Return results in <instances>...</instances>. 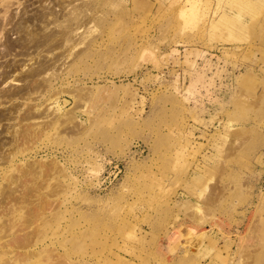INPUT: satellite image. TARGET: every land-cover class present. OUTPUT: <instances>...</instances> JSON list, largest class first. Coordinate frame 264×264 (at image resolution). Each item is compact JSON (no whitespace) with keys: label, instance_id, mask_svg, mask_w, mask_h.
<instances>
[{"label":"rangeland","instance_id":"obj_1","mask_svg":"<svg viewBox=\"0 0 264 264\" xmlns=\"http://www.w3.org/2000/svg\"><path fill=\"white\" fill-rule=\"evenodd\" d=\"M21 2L11 12L36 0ZM102 12L30 101L4 70L51 55L0 48V264H264V0H106ZM40 168L51 177L27 201L10 181Z\"/></svg>","mask_w":264,"mask_h":264},{"label":"bare ground","instance_id":"obj_2","mask_svg":"<svg viewBox=\"0 0 264 264\" xmlns=\"http://www.w3.org/2000/svg\"><path fill=\"white\" fill-rule=\"evenodd\" d=\"M135 1H136V3L138 2V0H135ZM12 2H13V0H12ZM105 3H106V0H101V2H98V0H78V1L77 0H46V1L45 0H43V1L36 0L35 3H33V2L28 3L27 7L24 6L25 7L24 11L23 12L21 11L20 13H18V11H19L18 8H20L24 4V3L21 2V0H18L16 3L13 2V4H11V1H5V0L2 1V0H0V7H1V9H0V48H2L1 47L2 45H4L3 48L5 47V49H6V52H5L6 55H7V53H12L13 51H16V49L18 48V49H21V50L26 51V52L27 51L28 52L32 51V53L30 52L31 55L33 53H35V54L37 53V57H38L37 59H39L41 54L46 51V52H48V54L51 55V59H52V60L51 59L47 60L46 59L47 57H46L45 59H42V60L38 61V67L37 68H35V69H30L29 68L27 70L29 72L26 71L24 74H23V71H22L23 69H22L21 72L18 73V75H15V72H17V70H19L18 67H16V68L14 67L12 69L9 68L10 69L9 72H8V70L7 71L4 70V72H6V73H4L5 76H4L3 82H5V83L7 81L9 83H14V82L17 83V81L18 82H20V81L27 82L28 84H27V86L25 88V90H26V92H27V94L29 96L28 98H26L27 101L31 100L32 91L35 90L34 84H35L36 81L43 79V82H46V84H49L51 86V82H52V79H54L53 78L54 75H57L58 73H56L55 70H54L55 74L53 72H51V74L48 75L49 74L48 72L50 70H53L52 67H55V64L60 60L59 56H55V54L59 53V52L60 53L69 52L68 53V57H71V56L74 55L73 52L75 50L82 49V46H89L90 45V43H86V38L87 37H85V35H84L85 32L82 31V28H84L87 24H93V27H95L98 24L99 25L98 27H100L101 24H103L105 22V20H106L105 19V16H106L105 13L106 12H102V14H103L102 16L101 15L99 16V13H98V12L101 11L102 6ZM112 4H111V6H113ZM15 5L16 6L18 5V8L17 7L15 8V10L17 9L18 11L16 10L17 12L15 11V13H13V12H11V9H13L14 8L13 6H15ZM188 5H190V9L192 11V9L195 6V4L193 5L192 3H189ZM1 11L3 12V14L1 13ZM186 11H188V10H186ZM186 11H185V13H186ZM88 12H91V13H94V14L92 16H89L87 14ZM108 12H109V10H108ZM184 17L186 18V20L188 19L186 14H184ZM225 19L227 21H230L231 17L225 15ZM191 21H192V19L188 23L190 24ZM109 24H110V22H109ZM91 30H92V27H91L90 31ZM4 31H7L6 32L7 34H5ZM92 32H95V31H92ZM3 34L4 35H9L10 34L12 36L20 35V36H17L15 38L7 36L5 42L2 43L1 35H3ZM3 50H2V52H3ZM82 50H79L80 52L77 51V54L81 53ZM3 54L4 53H2V55ZM2 55H0V56H2ZM3 56H5V55H3ZM2 57H0V58H2ZM61 57H62V54H61ZM68 57H66V58H68ZM77 58H79V55H77ZM33 60H35L34 56L30 59V61H33ZM71 62H72V60H71ZM72 66H73V64H72ZM25 67H24V69H25ZM72 68H71V70H72ZM41 76H43L42 79H40ZM57 76H59V74ZM46 79H48V80H46ZM20 93L23 94L22 92L13 93L11 95V97L17 96ZM11 100H13V99H11ZM78 100L80 101L81 99H78ZM56 102H57V100H55L53 102V104L56 103ZM74 108H75V106H74ZM13 110L14 111L11 112L10 114L18 113L20 111L19 109L16 108V106L13 108ZM54 113L55 114L59 113V115H60L59 107L57 108V111H55V108L53 109L52 115H54ZM67 114H69V112L68 113H64V114H62L60 116L57 114V116L54 117V118L58 120L59 118H61V116H63V115L66 116ZM38 116H39V118H41L39 114L36 115L33 112L27 113V118H30V119H34V118H36ZM67 117H68V115H67ZM0 118H3V116L0 117ZM67 121H68V119H67ZM52 123H53V121L51 120L49 125H51ZM64 123H66V120H65ZM76 127H79V126H76ZM43 130L44 129H42V131ZM29 131L30 130H28V131L24 130V133L22 135V139H23L24 142L27 141L28 143H30V141H28V140L31 137L35 136L34 132L30 133ZM44 131H46V130H44ZM27 132H29V133H27ZM14 134H15V140H16V145H17L20 141H22V139H19L20 134L18 133V131H15ZM39 134L40 133H38V135ZM33 140H35V139L33 138ZM25 145H26V143H25ZM2 160H3V158H2ZM44 170H47L48 173L50 171L49 169H46V168L45 169H43V168L31 169V170H27V171H23V172L17 171V172H19V174L21 172V174L19 176H17V178H15L13 180L11 179L12 178L11 177L10 179L12 181H10V182H12V184L15 183L14 185L18 184V186H20V190L22 189L21 193L25 194L24 196L22 194L23 198L27 199V198L30 197L29 200H31L32 199L31 198L32 191H33V195H34V191L35 190H36L35 194H37L39 192L38 188L41 189L42 186L44 185V183L43 184H40V183L42 181H44V180L46 181V179H44V177H48L49 176L48 174L45 173ZM45 174H46V176H45ZM13 177H16V176L13 175ZM49 177H51V176H49ZM29 179H31L33 181L32 182L33 184L35 183V187H32L33 188L32 190L30 188H28V187L21 188L22 185H20V184H22V183H20V182L23 181V180L27 181ZM49 180H50V178H49ZM49 180H47V181H49ZM29 182L31 184L30 180H29ZM29 182H27V183H29ZM37 183H38V185H36ZM46 183H45L44 186H46ZM12 184H9V185L7 184V185L10 187V185H12ZM39 184L41 186H39ZM18 186H15V188H13V189H12V186H11V188H8V190H7V188H5L7 190V191H5V193L8 192L6 194H8V195L10 194V195H14L15 196L19 192V187ZM23 186H24V183H23ZM25 186H26V183H25ZM37 186H39V187H37ZM44 186H43V188H44ZM53 189H54V187H53ZM63 191H66V190L64 189ZM41 192H42V190H41ZM47 196L48 195H46L45 197H47ZM15 197H16L15 198L16 201L13 200V202H17V199L19 198V196H15ZM36 197H37V199L39 198V196H36ZM48 197H50V196H48ZM9 198H11V196ZM41 199H39V201ZM43 199H44V197H43ZM21 201H20V203L23 202V201L22 202ZM27 201H28V199H27ZM42 201L39 202L38 204H41ZM44 201L47 202L46 199H44ZM20 203L18 201L17 204H20ZM34 203L36 204L37 201L34 202ZM24 204H26L25 206L28 207L30 203L28 204L25 201ZM24 204L22 203V205H24ZM27 204H28V206H27ZM14 205H16V203ZM41 205L40 206L38 205L37 208L38 207H42ZM30 207H32V206L30 205ZM13 208H14V206H13ZM32 208H34V206ZM32 208H31V213L35 211V210H32ZM41 209H42V211H39L40 213L43 212V207ZM28 210H30V209H28ZM36 211L38 213V209ZM35 212L32 215H35ZM1 213L2 212H0V214ZM30 217L32 219V216H30ZM0 228H2V227H0ZM190 229L191 228H189L188 230L184 229V228L180 229V233L182 234V237L184 238L183 240H185V238H189L192 235H194L193 232L190 231ZM191 230H193V229H191ZM185 241L181 244V246H186V242ZM190 244H192V243H190Z\"/></svg>","mask_w":264,"mask_h":264}]
</instances>
